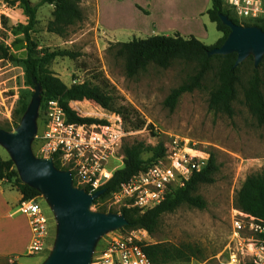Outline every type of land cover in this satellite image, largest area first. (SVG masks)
<instances>
[{
  "label": "rangeland",
  "instance_id": "rangeland-1",
  "mask_svg": "<svg viewBox=\"0 0 264 264\" xmlns=\"http://www.w3.org/2000/svg\"><path fill=\"white\" fill-rule=\"evenodd\" d=\"M29 1L37 4L40 0ZM80 7L83 13L82 21L72 25L64 35L59 36L46 31L54 7L48 4L41 5L36 13L37 23L30 32L32 40L37 42L38 49L42 48L48 52L67 50L72 54V56H56L47 66L63 83L71 85L85 80L98 82L95 79L96 76L98 79H106L113 87L118 102L129 105L136 111L144 124L141 128L131 129L128 123L123 122L120 114L104 110L94 102H70V107L83 117L108 122L110 113L119 115L123 129L127 133L122 139V145L126 141L139 140L146 146H155L162 141L167 148L165 152L167 154L182 152L186 146L185 143L188 142V146L198 151L195 155H203L199 152L206 153L207 159L210 154L213 155L218 165L215 181L202 184L198 189V194L205 200V208L197 209L184 204L173 212L164 213L156 232L150 234L146 231L147 235L144 238L145 243L148 244L166 243L180 248L190 247L195 253L187 259H178L165 264L217 263L216 257L220 256L230 240L232 220L238 214L237 211H240L234 205L236 191L246 176L264 172V125H258L244 105L242 85L237 87L232 117L214 113L208 108L209 92L217 85L215 76L217 60L212 61L213 67L201 88L182 94L174 109L170 110L164 103L166 97L172 89L194 74L196 64L175 60L166 69L149 65L135 77L128 78L124 73V59L116 55V49L110 47L112 42L107 41L105 33L95 22L94 3L89 0H80ZM225 7L230 9L227 5ZM98 13L106 21L111 20L115 14L121 13L124 14L123 19L126 22L133 19L128 6H118L116 11L110 9L109 5L103 1L97 15ZM231 14L236 17L232 11ZM237 19L240 22L256 20ZM26 24L27 16L19 3L11 5L0 0V43L7 52L6 56L0 52V128L9 126L10 131L16 128L15 121L19 124L25 112L19 115L20 107L24 104L27 108L34 92V88L26 83L22 62L26 56V48L23 36L19 33V26ZM212 41L207 40V43H213ZM250 69V64L241 66L243 84ZM262 89L264 94V85ZM46 109L47 103L41 106L40 102L37 119L38 135L43 129V115ZM130 118L133 120L135 117L130 115ZM40 144V140L34 138L32 150L36 157L44 158L39 150ZM0 156L3 159H10L7 149L1 144ZM118 156L119 158L110 160L107 166L109 171L114 172L122 167L121 148ZM150 156L149 150L141 153L143 160L149 159ZM115 193L100 201L98 206H91L90 210L97 211L98 208H104L106 213H120L129 201ZM38 203L50 223L48 249L33 255L22 256L18 264H41L48 256L53 244L54 214L45 197L40 198ZM126 231L130 230L126 229ZM110 233L96 241L92 257L105 247L106 236Z\"/></svg>",
  "mask_w": 264,
  "mask_h": 264
},
{
  "label": "trees",
  "instance_id": "trees-1",
  "mask_svg": "<svg viewBox=\"0 0 264 264\" xmlns=\"http://www.w3.org/2000/svg\"><path fill=\"white\" fill-rule=\"evenodd\" d=\"M7 4L19 3L27 16V24L19 26V33L23 36L26 48V56L22 60L25 68L26 83L34 88L40 85L41 106L48 101H57L63 110L68 123L74 124H101L104 120L80 116L70 107V102L91 101L99 105L102 109L112 113L120 114L124 123H128L131 129L141 128L144 121L141 120L136 111L129 105L118 102L117 96L113 92V87L106 79H95L98 82L85 80L81 83L66 85L62 80L48 69L49 62L56 56H72L67 50H57L48 52L42 48L38 49V44L33 41L30 32L33 31L36 23V13L43 4L54 7L52 18L46 26V31L62 36L69 27L82 21L83 13L80 7V0H40L37 4H32L29 0H4ZM207 15L211 22L215 23L216 29L222 37L213 45H206L190 35L181 36L178 32L173 35H153L144 38L133 37L129 41L112 43L110 47L116 49V55L124 59V73L128 78L135 77L140 72L147 69L149 65L166 69L175 60L193 62L196 64L194 74L190 75L179 86L172 89L165 99V105L173 110L179 97L184 93H190L202 86L208 72L212 69V61L217 60L216 79L217 85L209 92L208 108L214 113L224 114L232 117L234 114V102L237 96V87L242 85L243 103L254 117L258 125H264V57L258 69L253 66V58L250 56L239 66H234L236 54L211 55L208 52L220 46L230 29L222 24L219 13L227 15L234 23L243 26H257L264 30V18L256 19L253 22H240L231 14V10L226 8L221 0H211V8L207 10ZM0 52L6 56L7 52L0 43ZM250 64L251 69L243 84L241 66ZM26 109L22 104L18 114L21 115ZM135 117L133 120L130 118ZM43 123V122H42ZM18 122L15 121L14 126ZM3 129L10 131V127ZM123 165L116 169L112 176L101 188L105 192L93 201L92 206H98L99 202L108 195L115 193L122 184L129 181L134 175L146 170V168L156 160L165 155L166 147L164 142L159 141L155 146H146L139 140L126 141L122 147ZM145 150L151 152L147 160L141 158V153ZM54 165L63 170L57 160L53 159ZM218 170L212 154L202 169L193 172L180 188L170 191L165 197L152 208L141 211L137 207L124 206L120 210L127 225L122 229L135 230L144 229L150 234H154L159 227L160 218L164 213L173 212L181 205H188L197 209L205 208V200L198 194V189L202 184H210L215 181V174ZM0 180L7 181L12 188H15L22 195V198H33L39 193L30 186L24 184L10 159H3L0 156ZM236 209L264 220V172H256L246 176L240 188L234 196ZM97 211L104 212V208ZM141 247L150 260L151 264H165L178 259H187L195 253L190 247H175L166 243H142ZM209 264H217L210 262ZM245 264H252L246 262Z\"/></svg>",
  "mask_w": 264,
  "mask_h": 264
},
{
  "label": "built area",
  "instance_id": "built-area-1",
  "mask_svg": "<svg viewBox=\"0 0 264 264\" xmlns=\"http://www.w3.org/2000/svg\"><path fill=\"white\" fill-rule=\"evenodd\" d=\"M221 1L236 18H264V0ZM108 117V122L101 124L68 123L58 102L51 100L43 115V129L35 136L40 140L43 157L55 158L63 170L71 173L74 184L89 193L100 189L112 176L107 166L111 159L119 158L122 139L127 135L119 115L110 113ZM185 145L182 152L167 153L131 177L115 194L129 201L127 207L141 211L158 204L167 193L182 187L208 160L206 153L195 155L198 151L188 146V142ZM40 198L43 196L39 193L18 202V211L31 219L30 255L48 249L50 223L38 203ZM237 213L232 220L230 240L216 257L217 264H264V220L242 211ZM146 235L144 229L111 232L106 236L105 247L92 257L91 264H151L141 247ZM7 263L13 264L12 259Z\"/></svg>",
  "mask_w": 264,
  "mask_h": 264
},
{
  "label": "water",
  "instance_id": "water-1",
  "mask_svg": "<svg viewBox=\"0 0 264 264\" xmlns=\"http://www.w3.org/2000/svg\"><path fill=\"white\" fill-rule=\"evenodd\" d=\"M219 18L230 29L223 43L208 52L211 55L236 54L234 66L248 57L258 69L264 57V30L234 23L227 15ZM42 90L34 87L31 100L16 128H0V144L10 155L20 180L45 197L55 218V236L48 256L41 264H91L96 241L127 225L123 214L91 211L93 201L104 192L93 193L73 184L71 173L58 169L52 158L36 157L32 143L37 134V119Z\"/></svg>",
  "mask_w": 264,
  "mask_h": 264
},
{
  "label": "crops",
  "instance_id": "crops-1",
  "mask_svg": "<svg viewBox=\"0 0 264 264\" xmlns=\"http://www.w3.org/2000/svg\"><path fill=\"white\" fill-rule=\"evenodd\" d=\"M94 3L95 22L105 33L108 42H125L131 38L153 35L194 36L206 45L215 44L222 34L211 22L207 10L211 0H89ZM117 11L121 5L128 6L132 20L126 22L124 12L115 14L111 20H103L97 11L101 2ZM213 40V43H207ZM77 101H73L76 103ZM22 195L5 181L0 180V263L18 264L22 256H29L32 241L31 219L18 211Z\"/></svg>",
  "mask_w": 264,
  "mask_h": 264
}]
</instances>
